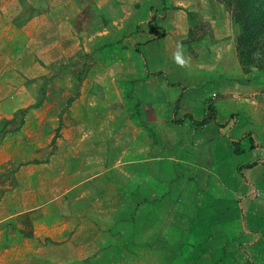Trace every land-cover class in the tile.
<instances>
[{"label":"rangeland","instance_id":"1","mask_svg":"<svg viewBox=\"0 0 264 264\" xmlns=\"http://www.w3.org/2000/svg\"><path fill=\"white\" fill-rule=\"evenodd\" d=\"M263 22L264 0H0V264H83L104 245L126 249L124 264H212L180 201L163 196L126 220L134 186L146 195L165 181L149 160L151 135L134 133L147 67L138 52L164 39L158 59L166 47L211 78L209 96L236 94V113L264 137V53L238 45ZM36 193L38 208L4 220L26 194L34 207ZM8 245L21 247L6 254Z\"/></svg>","mask_w":264,"mask_h":264},{"label":"crops","instance_id":"2","mask_svg":"<svg viewBox=\"0 0 264 264\" xmlns=\"http://www.w3.org/2000/svg\"><path fill=\"white\" fill-rule=\"evenodd\" d=\"M163 41L148 43L154 51L150 56L143 49L138 50L146 59L147 67L142 81L138 80L134 87L132 109L133 119L138 123L134 133L144 129L151 135L148 152L155 156L149 160L157 164V171L164 173L165 181L156 193L146 195L141 193L140 186H134L132 218L126 220L138 221L141 208L158 204L163 196L165 206H176L180 201L189 211L182 216L191 215V220L200 225L197 228V235L202 238L200 252L208 254L212 264H264V137L254 129L253 117L244 118L245 114L236 113L233 106L236 94L227 95L225 99L209 96L205 87L211 84V78H206L201 69L197 77L193 65L187 68L183 62H174L176 58L166 47L164 59H158L157 52L162 51ZM158 72L164 73L166 78L147 75ZM175 103L177 122L173 120ZM209 104L215 108V118L196 125L206 119ZM244 105L250 111L258 108L255 101L247 99ZM232 114L234 118H230ZM256 138L263 146L251 147L250 139L256 142ZM233 141L239 142V153ZM107 170L100 174L108 173ZM96 175H88L84 181L69 185L61 191L62 196ZM28 195L17 199L23 207L4 220L40 206L36 193L34 207L28 208ZM11 203L16 205L15 201ZM118 214L122 215L121 220L125 219L124 213ZM119 235L116 231L112 236ZM20 247L8 245L3 252L10 254ZM125 252L126 249L122 253ZM122 253L112 245H104L99 255L83 264H124L120 260Z\"/></svg>","mask_w":264,"mask_h":264},{"label":"trees","instance_id":"3","mask_svg":"<svg viewBox=\"0 0 264 264\" xmlns=\"http://www.w3.org/2000/svg\"><path fill=\"white\" fill-rule=\"evenodd\" d=\"M263 25H264V22H263ZM244 31H245V29H244ZM263 31H264V29H262V30L260 29L259 31H257V32H259V34L253 33L252 36H249V35L244 36L243 38H241V39L238 40V45L239 44L241 46L248 45L249 47L252 46L253 49L258 48V51H260L261 53H264V32ZM247 36H249L248 39L245 38ZM257 39H263V42L262 43H254V42H252L253 40H257ZM241 52H243V48L240 49V53ZM147 75L148 76H151V75H154V76L161 75L164 78H166L165 75H164V73H160V72L155 73V74H149V73H147ZM176 109H177V103H175V106H174V117H173V120L174 121H176L175 120ZM215 114H216L215 113V108L212 105L209 104V105H207V117H206V119H204V120H202L200 122H196L195 124L196 125H200V126L201 125H204L207 122H209L210 120L214 119L215 118ZM190 120H191V118H190ZM232 143L236 146V148H235L236 153H239L240 152L239 142L238 141H233ZM250 143H251V147H253V143H252V140L251 139H250ZM249 166H252V165H249Z\"/></svg>","mask_w":264,"mask_h":264},{"label":"clouds","instance_id":"4","mask_svg":"<svg viewBox=\"0 0 264 264\" xmlns=\"http://www.w3.org/2000/svg\"><path fill=\"white\" fill-rule=\"evenodd\" d=\"M177 59L179 60V58L177 57ZM182 63V61H180Z\"/></svg>","mask_w":264,"mask_h":264}]
</instances>
